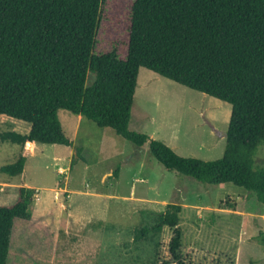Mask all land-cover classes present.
I'll return each instance as SVG.
<instances>
[{"label":"trees","instance_id":"1","mask_svg":"<svg viewBox=\"0 0 264 264\" xmlns=\"http://www.w3.org/2000/svg\"><path fill=\"white\" fill-rule=\"evenodd\" d=\"M107 0H0V115L26 122L1 142L22 147L1 172L21 176L33 143L71 146L60 110L112 128L136 146L149 144L165 168L210 185H233L264 206V0H133L125 57L119 45L98 51ZM231 105L223 157L179 156L171 147L130 130L140 69ZM114 174H117L116 172ZM36 190L18 188L0 206V264H7L17 220H29ZM182 206L156 214L154 231L174 230L170 253L179 261ZM149 228L140 230L145 236ZM264 246V230L258 235Z\"/></svg>","mask_w":264,"mask_h":264},{"label":"rangeland","instance_id":"2","mask_svg":"<svg viewBox=\"0 0 264 264\" xmlns=\"http://www.w3.org/2000/svg\"><path fill=\"white\" fill-rule=\"evenodd\" d=\"M132 3L106 1L98 51L109 52L117 43L125 57ZM231 110L226 102L141 68L130 130L164 142L181 157L215 161L225 151ZM59 117L73 144H32L21 176L1 169L18 161L22 147L0 141V206L15 203L19 186L40 196L31 219L15 223L7 264H264L258 241L264 206L255 194L168 170L148 143L136 146L67 110ZM25 127L30 125L0 115V133L24 134ZM256 164L264 167V146ZM170 204L182 206L179 261L170 253L174 230L152 229L156 214ZM143 228L150 231L140 236Z\"/></svg>","mask_w":264,"mask_h":264},{"label":"crops","instance_id":"3","mask_svg":"<svg viewBox=\"0 0 264 264\" xmlns=\"http://www.w3.org/2000/svg\"><path fill=\"white\" fill-rule=\"evenodd\" d=\"M79 117L82 118L81 116H79ZM25 130H26V133H24V134H27V133L30 131V128L25 127ZM33 144H34V143H33ZM31 148H32V147H31ZM32 154H33V152L31 151V154H30V155H32ZM19 187H24V186H19ZM19 187H18V188H19ZM27 188H28V187H27ZM32 189H33V188H32ZM36 193H37L36 195L38 196V198H40V196H39V192L36 191ZM38 200H39V199H38ZM40 205H41L40 208H44V207L46 206V205L44 204V201L41 200V199H40Z\"/></svg>","mask_w":264,"mask_h":264}]
</instances>
